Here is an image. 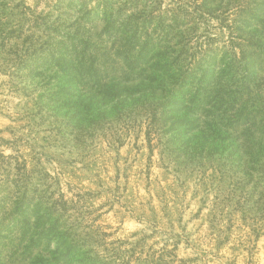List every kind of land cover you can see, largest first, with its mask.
Here are the masks:
<instances>
[{"label":"rangeland","instance_id":"374dc122","mask_svg":"<svg viewBox=\"0 0 264 264\" xmlns=\"http://www.w3.org/2000/svg\"><path fill=\"white\" fill-rule=\"evenodd\" d=\"M263 98L264 0H0V264H264L216 131Z\"/></svg>","mask_w":264,"mask_h":264},{"label":"trees","instance_id":"16d2710c","mask_svg":"<svg viewBox=\"0 0 264 264\" xmlns=\"http://www.w3.org/2000/svg\"><path fill=\"white\" fill-rule=\"evenodd\" d=\"M261 101L252 110L243 104H236L235 111L227 116L226 122L221 121L216 128L220 139L233 137L237 133V140H241L236 148L241 150L242 161L237 160L232 163L231 170L238 178L237 182L242 185L243 191H245L244 187L251 185V189L245 196L247 205L245 220L248 219L257 236H260L264 223V98ZM214 106L223 111L228 108L223 96L218 98ZM72 234L69 231L59 236L67 237ZM90 238L79 236L73 239L67 252L57 255L55 260L63 257L69 259L78 249L86 248V256L82 260V262L85 261L84 264H175L177 261L176 255L168 254L169 252L153 253L147 256H136L127 252L114 254L109 250L98 252L89 244L90 241L96 240L93 237Z\"/></svg>","mask_w":264,"mask_h":264}]
</instances>
